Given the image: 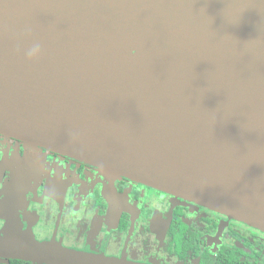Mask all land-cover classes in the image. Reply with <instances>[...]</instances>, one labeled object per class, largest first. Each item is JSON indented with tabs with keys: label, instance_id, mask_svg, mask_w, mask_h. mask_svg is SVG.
I'll use <instances>...</instances> for the list:
<instances>
[{
	"label": "water",
	"instance_id": "water-1",
	"mask_svg": "<svg viewBox=\"0 0 264 264\" xmlns=\"http://www.w3.org/2000/svg\"><path fill=\"white\" fill-rule=\"evenodd\" d=\"M0 134L264 232V0H0Z\"/></svg>",
	"mask_w": 264,
	"mask_h": 264
},
{
	"label": "flooded vegetation",
	"instance_id": "flooded-vegetation-1",
	"mask_svg": "<svg viewBox=\"0 0 264 264\" xmlns=\"http://www.w3.org/2000/svg\"><path fill=\"white\" fill-rule=\"evenodd\" d=\"M108 262L264 264V232L197 202L0 134V242ZM0 264H46L11 257Z\"/></svg>",
	"mask_w": 264,
	"mask_h": 264
},
{
	"label": "clouds",
	"instance_id": "clouds-1",
	"mask_svg": "<svg viewBox=\"0 0 264 264\" xmlns=\"http://www.w3.org/2000/svg\"><path fill=\"white\" fill-rule=\"evenodd\" d=\"M30 55H31V53H30Z\"/></svg>",
	"mask_w": 264,
	"mask_h": 264
}]
</instances>
